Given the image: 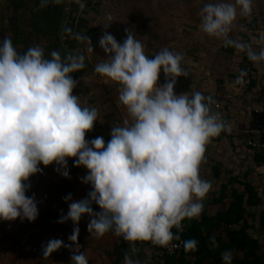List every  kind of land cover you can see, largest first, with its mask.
I'll return each mask as SVG.
<instances>
[{
  "label": "clouds",
  "instance_id": "1",
  "mask_svg": "<svg viewBox=\"0 0 264 264\" xmlns=\"http://www.w3.org/2000/svg\"><path fill=\"white\" fill-rule=\"evenodd\" d=\"M252 12L253 0H211L200 9L199 27L259 64L264 62V48L257 52L228 38L238 18ZM107 19L105 29L112 23L110 15ZM76 38L86 39L93 52L88 36ZM99 46L106 59L94 71L105 83L119 86L118 101L128 115L112 126L107 143L103 137L86 139L96 122L103 121L95 107L81 106L73 92L78 81L72 74L85 67L83 56L62 57L54 50L46 58L38 45L21 54L11 38L0 40V221H35V194H26L30 177L42 171L40 165L55 164L69 178L68 159L74 158L75 167L88 170L82 183L92 190L85 199L70 203L67 215L58 221L77 225L68 237L76 245L71 264H89L77 243L85 215L90 218L88 232L97 237L111 231L126 241L160 247L179 240L183 221L201 216L213 189L200 172L207 145L232 131L231 124L213 111L211 96L175 93L177 79L189 76L182 54L164 48L149 56L132 30L126 31L122 43L105 31ZM236 83H243L242 77ZM71 199V194L65 197L66 202ZM197 243L185 241V251H195ZM63 246L61 240H49L44 256ZM233 259L230 250L221 254L222 264H233ZM125 264H133L128 255Z\"/></svg>",
  "mask_w": 264,
  "mask_h": 264
},
{
  "label": "crops",
  "instance_id": "2",
  "mask_svg": "<svg viewBox=\"0 0 264 264\" xmlns=\"http://www.w3.org/2000/svg\"><path fill=\"white\" fill-rule=\"evenodd\" d=\"M26 1V0H25ZM24 0H0V14L4 21H10L15 15V7L21 6ZM81 0H29L27 19L33 36L46 39L44 53L50 58V53L59 51L61 56L73 53L75 47L66 40L73 36L74 9ZM18 16V14H17ZM162 49L145 48L149 56H154ZM173 50V49H171ZM175 50V49H174ZM173 50V51H174ZM179 50V49H178ZM177 49L174 52L182 54ZM183 56V55H182ZM183 64L189 72L188 77H179L175 85V93L189 92V95L197 91L213 100L221 99L232 115V131L220 138L213 139L207 145L205 161L201 165L202 178L212 183L213 189L204 200V209L198 219L201 226L208 219V246L214 249L229 246L227 230H239L243 224H247V216L256 213V218L251 222L250 232L259 240L264 251V227L260 223L259 210L264 209V159L251 144V134L248 131L253 127L254 110L264 107V92L260 85L248 91V83L243 80L240 85L235 79L227 80L224 77L217 78V71L206 64L203 65L188 62L183 57ZM90 69V68H89ZM85 67L73 73V79L78 81L74 94L80 98L81 106L95 107L103 122H96L91 132L86 134V139L92 140L103 137L107 143L110 140L111 128L115 123H122L128 118L127 111L118 101V85L112 82L105 83L103 77H92ZM246 82V83H245ZM159 83H165V76L161 72ZM57 165L47 167L40 165L41 172L30 177L31 185L28 196L35 194L39 215L35 221L21 220L0 221V264H71V256L76 247L68 237L72 235L74 225L71 220L64 223L58 221L66 216L69 204L85 199L92 190L91 186L82 183V177L87 174L84 167H75L74 158L68 159L69 178H65L58 172ZM255 187L258 198L262 199L261 205L247 208L246 220L233 222L220 220L218 213L228 208L235 196L242 195L245 202L249 198L246 184ZM71 194L72 199L65 201V197ZM93 210L99 212V206L93 204ZM233 217V216H232ZM87 215L79 222V236L77 243L80 251L89 259V264H125V256L128 255L133 264H165L162 253L156 250L150 242H130L122 236H116L108 232L102 237L91 235L88 232L89 222ZM186 229V224H183ZM61 240L64 245L50 256H44V248L49 240ZM234 259H242L234 249ZM228 251V250H226ZM165 254V253H164ZM212 259V257H210ZM221 258V256L219 257ZM193 264L196 257H192ZM214 262V259H212ZM210 264V261H203Z\"/></svg>",
  "mask_w": 264,
  "mask_h": 264
},
{
  "label": "rangeland",
  "instance_id": "3",
  "mask_svg": "<svg viewBox=\"0 0 264 264\" xmlns=\"http://www.w3.org/2000/svg\"><path fill=\"white\" fill-rule=\"evenodd\" d=\"M208 2L211 0H85L74 9L73 36L66 40L75 47V54L84 57L86 67L90 68L88 72L95 78L101 77L95 73V66L106 59V53L99 46L100 37L107 31L122 43L126 31L132 30L147 49H179L188 62L214 67L218 79L224 77L234 81L242 76L247 82L253 78L264 92V62H252L251 68L246 67L245 52L235 49L230 55L224 49L223 39L209 37L200 30L199 12ZM109 15L112 23L105 29ZM253 19L259 22L258 29H249ZM10 34L9 23L4 22L0 14V40ZM77 36H88L94 53L89 51L88 41L78 40ZM228 38L243 41L257 52L264 48V0H253L252 15L239 17ZM42 42L48 41L42 39Z\"/></svg>",
  "mask_w": 264,
  "mask_h": 264
},
{
  "label": "trees",
  "instance_id": "4",
  "mask_svg": "<svg viewBox=\"0 0 264 264\" xmlns=\"http://www.w3.org/2000/svg\"><path fill=\"white\" fill-rule=\"evenodd\" d=\"M85 1V0H81ZM29 0H24L22 5L15 7V15L10 17L9 29L11 34L6 35V37L11 38L13 45L17 48L18 52L23 54L32 46H40L43 49L45 48V42H42V38L33 36L32 31L30 30V24L27 19V10L29 9ZM18 14V16H17ZM6 22V21H4ZM259 22L256 19H253L249 24V29H258ZM224 49L231 55L235 51L234 47L225 46ZM244 65L246 67H252V61L248 57L244 60ZM241 84V83H240ZM239 84V85H240ZM257 87V81L253 78L250 79L248 83V91H252ZM213 108V106H212ZM228 110V109H227ZM264 159V155L260 154ZM246 190L249 193V198L245 202V197L242 195L235 196L234 201H232L228 208L224 211L218 213L220 220L227 221L231 218L233 222H240L241 220H246L247 208L261 205L262 199L258 198V193L251 184H246ZM260 215V223L264 227V209L258 211ZM256 213H249L247 216V224H243L242 228L239 230H227V236L229 237V246L221 247L220 249H212L208 246V219H205L206 224L201 226L196 220H185L183 224H186L187 228L179 233L180 239L187 240H196L197 248L195 251H185L183 247L175 255H166L162 251L160 246L154 245L156 250L162 253V258L164 259L165 264H193L192 257H196V262L194 264H203V261H210V264H222L221 254L229 249H234L238 254L243 253L242 259H236L233 264H264V251L260 246L258 239L254 238L250 232L252 227L251 222L255 220ZM233 216V217H232ZM175 232V229H173ZM212 257V259L210 258Z\"/></svg>",
  "mask_w": 264,
  "mask_h": 264
},
{
  "label": "built area",
  "instance_id": "5",
  "mask_svg": "<svg viewBox=\"0 0 264 264\" xmlns=\"http://www.w3.org/2000/svg\"><path fill=\"white\" fill-rule=\"evenodd\" d=\"M213 111L220 113L221 117L231 124L232 115L227 110L225 103L221 99H216L213 105ZM228 132L221 133L217 138H220ZM251 134V144L260 154L264 155V107H258L254 110V122L253 127L248 131ZM216 139V138H215ZM184 247V240H174L169 246L161 247L162 251L166 255H175Z\"/></svg>",
  "mask_w": 264,
  "mask_h": 264
}]
</instances>
